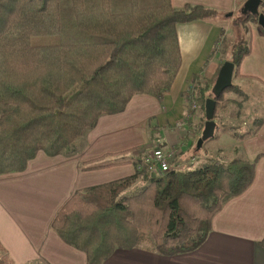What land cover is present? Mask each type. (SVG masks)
Listing matches in <instances>:
<instances>
[{"label": "trees", "instance_id": "16d2710c", "mask_svg": "<svg viewBox=\"0 0 264 264\" xmlns=\"http://www.w3.org/2000/svg\"><path fill=\"white\" fill-rule=\"evenodd\" d=\"M170 3L0 0V105L10 106L0 111V176L24 172L39 152L50 158L74 153L76 140L100 117L124 112L137 94L161 100L171 90L182 63L177 26L215 21L218 13ZM259 9L264 14V0ZM253 24L255 17L242 16L230 25L243 32L231 47L233 79L252 52ZM199 77L184 97L200 102L205 120L213 84ZM225 92L242 95L232 83L216 99L214 119L230 104ZM262 123L240 138L255 134ZM133 165L132 176L71 195L52 221L60 239L85 254L86 264H101L118 248L163 256L193 252L207 239L213 217L255 174L254 162L241 158L215 157L198 169L183 165L162 173L148 168L144 158ZM2 248L0 264H15Z\"/></svg>", "mask_w": 264, "mask_h": 264}, {"label": "crops", "instance_id": "0c3cea01", "mask_svg": "<svg viewBox=\"0 0 264 264\" xmlns=\"http://www.w3.org/2000/svg\"><path fill=\"white\" fill-rule=\"evenodd\" d=\"M170 1L175 9L198 5L218 13L215 21L177 26L182 63L171 90L161 100L137 94L124 112L100 117L94 128L76 140L74 153L50 158L39 152L24 172L0 176V244L15 264H86L85 254L65 244L52 229V221L76 192L135 173L133 159L152 148L137 156L124 153L139 147L134 134L125 135L126 131L142 129L150 134L153 146L157 141L163 148L176 147L178 161H195L194 156L183 153L200 137L205 122L201 112H189L187 117L184 96L196 75L214 85L220 68L229 61L228 51L243 34L230 25L234 18L242 17L239 11L246 0ZM250 38L252 52L240 63L241 76L232 80L242 95L228 98L230 104L222 117L233 124L241 120L240 113L248 105L250 87L260 83L264 88V35L255 24ZM246 132L234 131L232 145L227 151L219 149L231 158H218L254 162V180L213 217L211 231L199 248L174 256L118 248L101 264H264L260 245L264 238V119L255 134L240 138Z\"/></svg>", "mask_w": 264, "mask_h": 264}, {"label": "rangeland", "instance_id": "374dc122", "mask_svg": "<svg viewBox=\"0 0 264 264\" xmlns=\"http://www.w3.org/2000/svg\"><path fill=\"white\" fill-rule=\"evenodd\" d=\"M258 26V25H257ZM229 56L231 54V49L230 51H228L227 53ZM202 83H204L203 81H201ZM253 86L252 88L250 87V89L248 90V105L246 108H244V110L240 113V118L241 120H239L236 124H233L230 121H223L225 119H223L222 117L225 116L224 112H225V107H223L222 109H219L217 111V117L216 119L219 121L217 123L218 125V129L215 131L214 133V137L210 140H208L207 142H205L202 145V148L200 150H196V140H198V138L196 140H194L193 145L191 148H189L185 153V156H194L195 157V161L193 162V164H189L188 161H186V163L184 164V162H182L184 164L183 167L188 168V169H198L201 168L203 165H206L207 162L210 159L213 158H223V160H228L231 158V155L228 156V154L225 151H220L219 149L222 150H226L227 148H229L232 143L234 142V140H232V137L234 135H232L235 132H244V131H248L251 132L253 131V129L255 128V123L256 122H261L264 119V88L263 86L259 83V85ZM192 90V88L190 89ZM235 93L233 92H225L224 94V99H228V98H235ZM187 101V100H186ZM195 103V104H194ZM186 115L187 117L190 115L189 112H194V113H200V102L198 100L195 99H191L190 102L187 101L186 103ZM7 107L10 106H6V105H0V111H6L9 110ZM234 109V108H232ZM236 111V110H235ZM234 111V112H235ZM233 112V114H235ZM201 120L205 122V120L203 119V114L201 112ZM190 118V116H189ZM204 118H205V114H204ZM235 118H237V116L235 115ZM234 118V119H235ZM215 119V121H216ZM245 123V124H243ZM182 124V123H181ZM145 125H143L142 128H144ZM183 124L180 126L182 127ZM129 135V134H134V141L137 142V146L138 149L137 150H133L131 152V154L134 156L140 155L143 151H145L147 148L151 147L152 149H150L149 151L152 150H157V149H164L163 146L161 145V143H158L157 141L154 142V146L153 143H151V138H149L150 134L145 133L144 131H142V129H140L139 131H131V132H125V135ZM231 134V136H230ZM200 135V133H199ZM198 135V137H199ZM154 141L155 139L152 138ZM175 148L176 147H172ZM177 150V149H176ZM219 150V151H218ZM148 151V152H149ZM147 152V153H148ZM224 152V153H223ZM146 155V154H144ZM139 157V156H138ZM144 157V156H143ZM142 156H140V158H135L136 160L138 159H143ZM133 159V161L135 162L136 160ZM130 161V159L128 160ZM142 168H138L137 170H140ZM143 184L139 183L138 186L134 189L137 190L139 189V186H142Z\"/></svg>", "mask_w": 264, "mask_h": 264}, {"label": "water", "instance_id": "95a60500", "mask_svg": "<svg viewBox=\"0 0 264 264\" xmlns=\"http://www.w3.org/2000/svg\"><path fill=\"white\" fill-rule=\"evenodd\" d=\"M260 4L261 0H246L239 13L245 18H247V16L255 17L257 19L258 27H261V29L264 30V14L259 9ZM233 74L234 65L229 61L225 62L219 70L214 85H212L211 93L213 98H208L204 102L205 123L204 127H202L203 130L201 131L199 139L196 140V150H200L205 142L214 137L217 127L213 115L216 108V99H218L225 90L232 86Z\"/></svg>", "mask_w": 264, "mask_h": 264}, {"label": "built area", "instance_id": "2783aa9c", "mask_svg": "<svg viewBox=\"0 0 264 264\" xmlns=\"http://www.w3.org/2000/svg\"><path fill=\"white\" fill-rule=\"evenodd\" d=\"M195 104V103H194ZM182 124L180 123L179 126ZM144 164L149 165L150 169L159 171L160 173L178 168L184 164L177 160V150L175 148H165L152 150L143 155Z\"/></svg>", "mask_w": 264, "mask_h": 264}]
</instances>
